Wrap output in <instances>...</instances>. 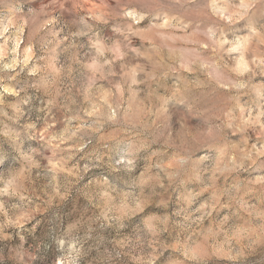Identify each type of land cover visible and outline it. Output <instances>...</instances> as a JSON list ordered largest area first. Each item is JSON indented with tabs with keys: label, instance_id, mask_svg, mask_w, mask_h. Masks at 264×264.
Here are the masks:
<instances>
[{
	"label": "clouds",
	"instance_id": "clouds-1",
	"mask_svg": "<svg viewBox=\"0 0 264 264\" xmlns=\"http://www.w3.org/2000/svg\"><path fill=\"white\" fill-rule=\"evenodd\" d=\"M0 264H264V0H0Z\"/></svg>",
	"mask_w": 264,
	"mask_h": 264
}]
</instances>
